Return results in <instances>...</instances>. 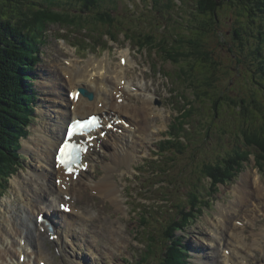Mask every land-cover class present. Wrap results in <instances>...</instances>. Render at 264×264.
<instances>
[{"label":"rangeland","instance_id":"obj_1","mask_svg":"<svg viewBox=\"0 0 264 264\" xmlns=\"http://www.w3.org/2000/svg\"><path fill=\"white\" fill-rule=\"evenodd\" d=\"M50 3L72 12L65 0H50ZM100 5L93 13L78 11L86 14L87 23L105 19L103 16L110 13L111 22L107 23L106 27H98L100 32L96 28L89 31V27L45 21L36 33V38L42 42L38 53L41 60L34 66H26L29 77L22 81L24 89L31 88L29 92L34 94L32 100L36 109L28 135L20 139L21 154L23 153L25 158L19 162L15 160V174L3 176L0 173V229L5 225L13 231V223H17L19 228H26L24 221L17 218L26 208L24 200L27 193L24 192L21 197V192L15 187V178L19 180L30 170L37 168L36 155L32 148L27 146V141L31 146L37 143L38 136H34V130L52 127L59 118L54 107L61 105L64 95L54 94L50 88L48 80L51 73L54 75L53 70L59 67L61 77H64L62 68L69 66V59L78 60L81 66L90 60L107 59L112 67L116 68L123 63V53L129 50L130 53L132 51L133 57L131 65L127 68V76L129 80L148 86L147 90L153 96L151 108L159 112V116L152 118L150 124L157 128L159 124L161 129L157 134L152 132L149 139L143 137L134 160L121 164L115 172L118 189L122 194L119 191L123 209L118 203L106 198L107 201L101 195L92 193L90 187H87V180L82 178L78 181L79 185L73 190L79 194L78 205L85 210L92 206L97 211L93 221H90V228L95 235L89 231L85 235L79 232L66 246L57 244L70 254L71 258L74 257V260L75 257L83 258L82 254L86 255L87 259L89 258L88 264H161L168 244L164 236V226L175 218L180 204L186 206L184 211L192 220L184 231L179 229L177 234L188 243L192 255L194 250L201 249L197 257L192 256V264H217V254L211 251L210 239L214 238V223L222 214V206H230L235 198L233 192V196L231 194V187L239 184L247 173L260 174L264 183V159L260 157L258 148L247 141V137L256 139L253 136L256 127L248 122V117H252L251 120L254 117L245 112L244 104L240 114L234 106L228 107L226 104L220 113L215 115V110L210 107L213 102L203 101V98H208L215 92H218L221 100L239 101L242 97H252L255 88L252 79L255 68V41L254 37H251L250 44L246 39L248 27L238 24L239 21L244 23L246 17L240 15L241 11L227 4L220 11L219 20L214 22L215 20H210V15L199 9L198 0H101ZM133 9L136 11L133 12ZM202 25L208 30L199 35L197 32L203 28ZM236 29L240 30L239 36L235 33ZM112 37L116 41H112ZM129 38L136 42L139 38L146 40L149 47L140 50L130 43ZM194 46H197L196 50L199 51H195L196 54L208 52V56L214 58L217 69L212 75L199 74L197 68L191 67L195 60V52L192 51ZM197 67L201 68V64ZM52 79H56V76H52ZM190 79L193 83L189 82ZM127 85L130 87L129 82ZM200 89H205V93L197 96ZM261 90L264 91L262 88ZM65 93L68 95V90H65ZM259 97L263 105L264 92L261 91ZM64 106L68 107L65 104ZM176 118L182 119L183 128L189 127L186 131L183 129L182 137L179 142L177 140V145L183 152L169 153L158 160H151L148 167L152 168V171L147 178H143L144 173H138L137 165H134L143 164L142 159L150 157L151 152L154 155L156 145ZM259 122L264 127V119ZM64 127L65 125H60L56 134ZM110 146L114 148V145L107 143V149L105 148L100 154V159L95 161L96 168L92 172L95 171L99 177H92L93 179H99L107 170L104 161L111 159ZM243 150L248 151L247 158L242 165L236 167L233 176L227 178V184L218 185L219 189L212 188L211 180L207 176L209 168L216 164H226L227 160L235 155L240 159ZM95 158L92 159V166ZM85 174L87 173L83 176ZM34 192L35 189L31 191L33 196ZM191 193L198 194L200 200L197 198L192 201ZM194 203L200 209L195 207ZM27 208V213H31L30 208ZM227 210L230 211V208ZM238 213V218L243 219L240 211ZM35 214L33 218L36 220L37 213ZM109 223H122L123 229L111 231ZM263 226L262 223L256 224L254 229L260 232ZM252 229L249 225L246 233L250 234ZM111 233L117 238H113ZM98 237L100 241L96 243L94 239L97 241ZM4 238L7 241L12 240L6 234ZM261 240L263 248L256 249V256L247 257V264H264V238ZM110 241L112 249L118 248L117 251L111 253ZM48 243L51 246L53 264H70V258L65 252H62L63 255L59 254L52 240L49 239ZM90 246L96 251H91ZM221 247L219 250L223 255ZM74 260L72 264H76Z\"/></svg>","mask_w":264,"mask_h":264},{"label":"bare ground","instance_id":"obj_2","mask_svg":"<svg viewBox=\"0 0 264 264\" xmlns=\"http://www.w3.org/2000/svg\"><path fill=\"white\" fill-rule=\"evenodd\" d=\"M122 58L125 63H121L116 68L112 67L107 59L90 60L82 66L79 65L78 60L69 59V66L62 68L64 77H61L59 67L58 70H53L54 75L51 73L50 80H48L51 90L54 94L60 95L63 93L64 95L61 105H55L54 107V111L58 113L59 118L56 119L52 127H40L34 130L36 131L34 136H38L37 143L34 146H31L27 141V146L31 147L32 152L36 155L37 168L30 170L25 177L19 178V180L15 178V187L20 192L27 193L24 200L26 208L17 218L24 221L26 228L17 227V223H13V231L5 225L2 226L0 229V242H3L4 245L0 246V264H22L23 256L26 257L24 261H27L28 264H52L50 245L47 242V235L50 236L52 233L47 231L46 224H39L37 218L36 220L33 218L37 209H43L54 219L56 229L54 234H59V240L57 238L54 243L62 250L63 248L58 244L61 243L66 246L68 241L72 240V237L78 235L79 232L85 235L90 230V221H93L97 215L94 207L91 206L85 210L84 207L78 205L79 194L73 191L79 185L78 181L82 179L83 174L87 172L83 170L79 173V176L75 174L67 175L64 173L63 168L56 165L54 151L57 150L61 137V130L56 134V129H59L60 125L64 126L69 116L77 118L92 113H101L110 117L116 116V119H118L116 122L114 121L112 126H109L111 118L107 116L105 128L100 129L95 134L93 145L85 156L88 167H95V165L92 166V159L99 157V147L102 151H105L107 143H110L114 145V148L110 146L111 160L105 163L107 168L105 175L100 176L99 179L90 178L86 181V184L97 196L101 195L102 198L110 199L122 208L115 172L121 164L134 160L139 151V146H141L142 138H149L153 134L152 132H156L157 127L150 124L151 119L159 116V112L151 108L153 96L145 94L148 86L129 80L127 76V68L132 63L130 51H125ZM52 76H56V79H52ZM127 82L130 83V87ZM81 86L89 91H94L95 98L91 100L83 94L76 98L74 93ZM65 90H69L70 94L66 95ZM119 119H125L130 125L127 126L122 123L117 126ZM56 123L58 126H56ZM116 127L122 128V132L116 130ZM103 131L107 133L106 137L102 136ZM242 178L243 180L235 185L232 190L235 198L231 201L230 206H222V214L218 216V221L214 223V238L210 239V246L212 247V253L217 254V264H247L248 260L246 258L256 256V249L263 248L261 238L264 237V226L260 232L256 231L254 227L257 224L258 217L264 218L261 209V207H264V183L258 173L254 175L247 173ZM33 189H35L34 196L36 198L31 194ZM79 193L81 194V192ZM49 197H52V200H49ZM255 197L259 200L258 203L255 201ZM48 201L51 204L45 206ZM61 202H67L73 207V210H75L74 213H71L73 216H66L61 212ZM27 207L30 208L32 214L27 213V210L29 211ZM52 207L56 208L58 213ZM228 208H230V211L227 210ZM239 211L243 219L238 218ZM249 225L253 229L250 234H247L246 229ZM108 226L111 231L122 230L123 228L122 223H118V225L109 223ZM102 230H104L103 227ZM5 234L9 237L18 235L19 238L14 237L11 243L4 240ZM111 236L117 238L113 233H111ZM23 241L32 247V252L25 251L24 245L22 246ZM223 241H226V245H228L224 249H229L230 252L226 253L223 249V255H221L219 247L222 246ZM200 252L201 249H196L193 255L197 257V253ZM76 258L74 263L83 259L82 257L79 258L80 260Z\"/></svg>","mask_w":264,"mask_h":264},{"label":"trees","instance_id":"obj_3","mask_svg":"<svg viewBox=\"0 0 264 264\" xmlns=\"http://www.w3.org/2000/svg\"><path fill=\"white\" fill-rule=\"evenodd\" d=\"M198 1L200 6L199 9L201 8L206 15H210V20H215L214 22L219 20L220 11L227 4L241 11L240 15L246 17L244 23L239 21L238 24L248 27L249 32H246L248 36L246 38L247 41L250 43L252 41L251 37H254L255 41V46L253 47L255 68L252 73L255 88L252 92V97L250 96L249 99L247 97H242L239 101H234L233 99L221 100V96H219L218 92H215L209 95L208 98H203V101L209 100L213 102L210 103V107L212 106L215 110V115L219 114L220 110L226 104L228 107L234 106L238 114H240L241 106L244 104V109H246L245 112L255 119L251 120L252 117H248V122L256 127L253 132V136L256 137V139L247 137V141L258 148L260 157L264 159V127H262L263 124L260 125L259 122L264 119V102L262 105V100L259 97L260 92H264L261 90V88L264 89V0ZM65 2L68 7H71L70 10H72V12L56 7L55 4L50 3V0H0V173H2L1 175L3 176L4 174H12L14 171L13 168L17 167V162H15V160L19 162L22 159L20 153V139L27 135V127L33 122L35 104L32 100V96L34 94L29 92L31 88H23L22 81L29 77L26 66H34L40 61L38 53L42 42L39 38H36V33L40 26L44 24L45 21L61 22L77 27H89V31H92V29L95 30L96 28V30L100 32L98 27H106L107 23L111 22H109V20L112 19L110 13L103 16L105 19L94 22L89 21L87 23L86 14L78 12H95L94 10L101 6V0H65ZM202 27L203 28L199 29V32H197L199 35L202 34L203 31L208 30V28H205L203 25ZM256 29L258 30L256 31ZM235 33L239 36L240 30L236 29ZM137 41L142 46H149V42H146V40L139 38ZM240 43L244 44L243 42ZM196 49L197 46H194L192 51H198ZM194 55L195 60L191 67L197 68L199 74L212 75L215 72L217 69L215 66L216 62L214 58L208 56V52H202L200 54H196L195 52ZM198 64H201V68L197 67ZM189 82L193 83L191 79ZM204 90L200 89L197 96L204 94ZM182 123H184L182 119H177L175 124L171 126V130H169V139L166 138L161 141L160 150L162 153L183 152V150L178 147L177 140L179 142V138L182 137L183 129L186 131V128L189 127L184 126L183 128ZM187 125L188 124H186V126ZM25 126L27 127L24 130ZM242 152L243 155L240 159L235 155L230 157L226 164H216L209 168L210 171L208 176L211 178V182H213L215 188H217L218 182L226 181L227 178L229 179L230 176H233L232 173L239 164L242 165L243 161L247 158L248 151L243 150ZM232 162L235 163L232 164ZM191 194L192 201H196L197 198L200 200V198L197 197L198 194ZM194 206L198 207L195 203ZM178 207L180 210L176 212L175 218L171 219L170 222L164 226V236L168 244L167 249L164 251L161 264L190 263L188 261L189 249L178 236L177 231L179 229L184 231L188 226V222L192 220V217L184 211L186 206L179 204ZM149 250H151L150 245Z\"/></svg>","mask_w":264,"mask_h":264},{"label":"snow or ice","instance_id":"obj_4","mask_svg":"<svg viewBox=\"0 0 264 264\" xmlns=\"http://www.w3.org/2000/svg\"><path fill=\"white\" fill-rule=\"evenodd\" d=\"M75 126H78L81 131H83L85 128L89 126H98L97 118L95 116L91 117L90 120L86 121H76ZM69 145L65 144L61 149H60V161L62 164L65 166H68L70 161H71V154L68 152Z\"/></svg>","mask_w":264,"mask_h":264},{"label":"water","instance_id":"obj_5","mask_svg":"<svg viewBox=\"0 0 264 264\" xmlns=\"http://www.w3.org/2000/svg\"><path fill=\"white\" fill-rule=\"evenodd\" d=\"M82 91L86 94V95H89L90 97H93V94L88 92V90L86 89H82Z\"/></svg>","mask_w":264,"mask_h":264}]
</instances>
